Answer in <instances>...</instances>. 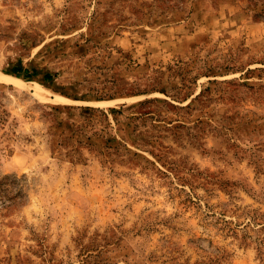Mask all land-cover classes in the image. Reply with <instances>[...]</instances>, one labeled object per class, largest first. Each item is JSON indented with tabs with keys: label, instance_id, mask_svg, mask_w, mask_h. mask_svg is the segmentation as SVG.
<instances>
[{
	"label": "rangeland",
	"instance_id": "374dc122",
	"mask_svg": "<svg viewBox=\"0 0 264 264\" xmlns=\"http://www.w3.org/2000/svg\"><path fill=\"white\" fill-rule=\"evenodd\" d=\"M0 73V264H264V0H0Z\"/></svg>",
	"mask_w": 264,
	"mask_h": 264
},
{
	"label": "bare ground",
	"instance_id": "6f19581e",
	"mask_svg": "<svg viewBox=\"0 0 264 264\" xmlns=\"http://www.w3.org/2000/svg\"><path fill=\"white\" fill-rule=\"evenodd\" d=\"M0 81H10V82H12L13 84H15L18 87H24L26 85V83L20 81L19 79L14 78V77L6 76V75H4L2 73H0Z\"/></svg>",
	"mask_w": 264,
	"mask_h": 264
},
{
	"label": "trees",
	"instance_id": "16d2710c",
	"mask_svg": "<svg viewBox=\"0 0 264 264\" xmlns=\"http://www.w3.org/2000/svg\"><path fill=\"white\" fill-rule=\"evenodd\" d=\"M26 73H24V78H29L31 75L29 74L30 72L28 70H25ZM46 78H51L50 74H47L45 76Z\"/></svg>",
	"mask_w": 264,
	"mask_h": 264
}]
</instances>
